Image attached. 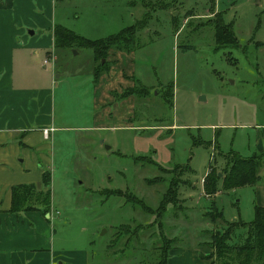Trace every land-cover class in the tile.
Returning <instances> with one entry per match:
<instances>
[{
	"label": "rangeland",
	"instance_id": "1",
	"mask_svg": "<svg viewBox=\"0 0 264 264\" xmlns=\"http://www.w3.org/2000/svg\"><path fill=\"white\" fill-rule=\"evenodd\" d=\"M49 4L52 21L104 50L55 47L47 29L28 37L49 43L18 72L23 85L47 88L32 99L48 109L49 134L31 148L49 158L51 205L39 212L47 264H211L209 232L254 219V185L223 178L232 153L256 151L264 123V0ZM221 20L232 37L223 30L218 43ZM166 192L177 201L160 214ZM216 211L224 220H209ZM242 239L238 231L231 241Z\"/></svg>",
	"mask_w": 264,
	"mask_h": 264
},
{
	"label": "crops",
	"instance_id": "2",
	"mask_svg": "<svg viewBox=\"0 0 264 264\" xmlns=\"http://www.w3.org/2000/svg\"><path fill=\"white\" fill-rule=\"evenodd\" d=\"M49 1L0 0V264H47L49 260L54 261V254L50 257L47 251H39L42 246L47 248L49 238L47 222L39 217L40 209L9 211L11 188L18 184H34L37 189H42V173L46 171L43 165L49 162L46 154L35 155L36 152L34 154L31 150L33 147L40 149V133L43 132L40 128H46L44 126L48 123V109L45 108L44 113H41L42 108L35 109L32 97L38 94L39 102L47 88L23 85L26 76L18 73L31 58L33 52L30 51L39 46L47 48L48 37L53 42V27L61 25L52 21L50 13L53 9ZM47 29L50 30L49 36L38 40L44 43L37 45L28 40L30 36L41 37V31ZM104 96L107 97L101 92L100 97ZM32 122L35 125H29ZM255 127L258 130L257 148L250 157L260 156L263 163L258 170V182L252 188L255 205L264 206V143L258 139L260 134L264 136V123ZM29 223L36 227H29Z\"/></svg>",
	"mask_w": 264,
	"mask_h": 264
},
{
	"label": "trees",
	"instance_id": "3",
	"mask_svg": "<svg viewBox=\"0 0 264 264\" xmlns=\"http://www.w3.org/2000/svg\"><path fill=\"white\" fill-rule=\"evenodd\" d=\"M215 27V39L219 41L222 39L220 33L224 30L231 36V28L228 23H224L222 20ZM122 33H119V37ZM53 42L54 46H72L73 44L89 47L96 54H100L104 50L103 41L100 39H88L76 34L73 30L64 27L62 25H56L53 27ZM119 50H125L121 46H117ZM125 51H129L128 48ZM232 153V152H231ZM228 165L225 169L223 180L226 187H239L244 185H255L258 182V170L261 167L263 161L260 156H252L249 158L241 157L237 152L232 153L230 156ZM210 166V165H209ZM208 166V167H209ZM212 168L209 167L207 172L206 189L208 191H214L215 180L212 176ZM43 189L38 191L34 184H18L11 188V206L9 211H31L40 209H48L51 205L50 194V173L44 171L42 173ZM40 203L41 206L32 205L31 203ZM162 202L158 209L162 214L169 203L175 206L177 198L174 196L169 197L166 192L161 199ZM43 207V208H42ZM42 211V212H43ZM153 212V211H151ZM214 216L211 212L210 221L213 222L212 217L223 219L220 212ZM208 210L205 212L204 217L209 218ZM224 220V219H223ZM226 225L225 230H215L209 232L210 243L208 246L211 249V253L207 258H211V264H264V206L254 205V219L250 222H242L241 220L223 221ZM208 234V230H205ZM242 232L243 241L240 243H234L231 241L232 235L235 232ZM245 234L243 236V233ZM202 258V254L198 255ZM203 259V258H202Z\"/></svg>",
	"mask_w": 264,
	"mask_h": 264
},
{
	"label": "built area",
	"instance_id": "4",
	"mask_svg": "<svg viewBox=\"0 0 264 264\" xmlns=\"http://www.w3.org/2000/svg\"><path fill=\"white\" fill-rule=\"evenodd\" d=\"M43 134L45 135V137H47L48 134H49V129L48 128H44L43 129Z\"/></svg>",
	"mask_w": 264,
	"mask_h": 264
},
{
	"label": "water",
	"instance_id": "5",
	"mask_svg": "<svg viewBox=\"0 0 264 264\" xmlns=\"http://www.w3.org/2000/svg\"><path fill=\"white\" fill-rule=\"evenodd\" d=\"M29 33H30V34H33V31H32V30H29Z\"/></svg>",
	"mask_w": 264,
	"mask_h": 264
}]
</instances>
